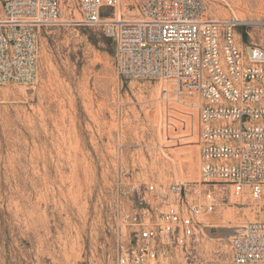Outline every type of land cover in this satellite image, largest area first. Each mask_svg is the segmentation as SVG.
I'll return each mask as SVG.
<instances>
[{
	"label": "rangeland",
	"instance_id": "374dc122",
	"mask_svg": "<svg viewBox=\"0 0 264 264\" xmlns=\"http://www.w3.org/2000/svg\"><path fill=\"white\" fill-rule=\"evenodd\" d=\"M203 3L204 18L235 22L244 47L264 48V0ZM141 4L121 0L119 14L139 19ZM115 54L66 0L39 28L35 81L0 85V264H116L130 234L126 192L200 180L196 96L123 77ZM220 192L192 264H231L232 236L264 221V198Z\"/></svg>",
	"mask_w": 264,
	"mask_h": 264
},
{
	"label": "built area",
	"instance_id": "2783aa9c",
	"mask_svg": "<svg viewBox=\"0 0 264 264\" xmlns=\"http://www.w3.org/2000/svg\"><path fill=\"white\" fill-rule=\"evenodd\" d=\"M65 1L0 0V85L35 81L39 28L60 19ZM74 1L84 23L113 38L123 77L160 78L196 96L200 180L126 192L130 234L116 256V264H192L221 189L264 198V48L244 47L235 22L204 18L203 0H142L137 20L116 12L121 0ZM229 245L231 264H264V221L244 224Z\"/></svg>",
	"mask_w": 264,
	"mask_h": 264
},
{
	"label": "bare ground",
	"instance_id": "6f19581e",
	"mask_svg": "<svg viewBox=\"0 0 264 264\" xmlns=\"http://www.w3.org/2000/svg\"><path fill=\"white\" fill-rule=\"evenodd\" d=\"M116 12L119 14V8L116 9ZM135 20H137V19H135Z\"/></svg>",
	"mask_w": 264,
	"mask_h": 264
}]
</instances>
